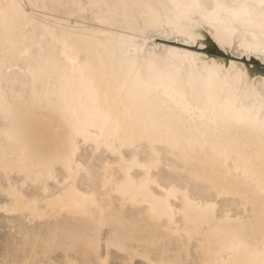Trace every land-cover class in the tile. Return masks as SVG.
<instances>
[{"label": "bare ground", "instance_id": "bare-ground-1", "mask_svg": "<svg viewBox=\"0 0 264 264\" xmlns=\"http://www.w3.org/2000/svg\"><path fill=\"white\" fill-rule=\"evenodd\" d=\"M0 264H264V0H0Z\"/></svg>", "mask_w": 264, "mask_h": 264}]
</instances>
